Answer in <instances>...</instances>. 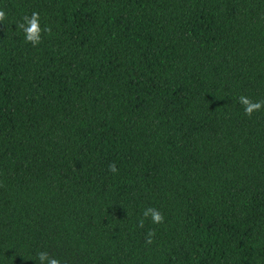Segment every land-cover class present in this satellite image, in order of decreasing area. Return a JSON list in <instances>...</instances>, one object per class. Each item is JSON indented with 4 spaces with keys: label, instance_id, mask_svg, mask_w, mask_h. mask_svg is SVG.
I'll use <instances>...</instances> for the list:
<instances>
[{
    "label": "trees",
    "instance_id": "obj_1",
    "mask_svg": "<svg viewBox=\"0 0 264 264\" xmlns=\"http://www.w3.org/2000/svg\"><path fill=\"white\" fill-rule=\"evenodd\" d=\"M0 9V264H264V0Z\"/></svg>",
    "mask_w": 264,
    "mask_h": 264
},
{
    "label": "clouds",
    "instance_id": "obj_2",
    "mask_svg": "<svg viewBox=\"0 0 264 264\" xmlns=\"http://www.w3.org/2000/svg\"><path fill=\"white\" fill-rule=\"evenodd\" d=\"M7 19V12L4 9H0V23ZM16 28L23 34V39L25 43L31 44L36 47L41 42V37L43 33L49 32L50 29L47 27H41L40 14L36 11L31 13V16L24 15L22 17V22L16 24ZM239 103L243 107V111L246 115H252L255 111H260L264 109V102H253L245 96L239 97ZM109 171L113 174L117 173V168L115 165H109ZM143 216L148 218L150 216L151 222L154 224H160L164 221V217L161 213L154 208H147L143 211ZM141 226H143V220L140 221ZM154 232L148 233V243H151L152 236ZM40 264H60V261L56 258L49 257L47 252H39L37 256Z\"/></svg>",
    "mask_w": 264,
    "mask_h": 264
}]
</instances>
